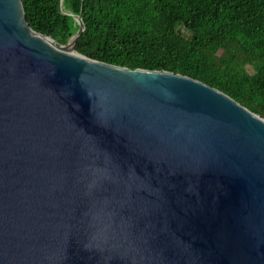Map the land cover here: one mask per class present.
<instances>
[{
    "label": "water",
    "instance_id": "95a60500",
    "mask_svg": "<svg viewBox=\"0 0 264 264\" xmlns=\"http://www.w3.org/2000/svg\"><path fill=\"white\" fill-rule=\"evenodd\" d=\"M76 19L0 0V264H264V115L77 52Z\"/></svg>",
    "mask_w": 264,
    "mask_h": 264
},
{
    "label": "trees",
    "instance_id": "16d2710c",
    "mask_svg": "<svg viewBox=\"0 0 264 264\" xmlns=\"http://www.w3.org/2000/svg\"><path fill=\"white\" fill-rule=\"evenodd\" d=\"M62 1V9L60 2ZM32 28L132 69L201 80L264 115V0H22Z\"/></svg>",
    "mask_w": 264,
    "mask_h": 264
}]
</instances>
